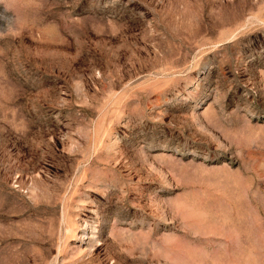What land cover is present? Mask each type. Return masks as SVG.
I'll list each match as a JSON object with an SVG mask.
<instances>
[{
	"label": "rangeland",
	"instance_id": "obj_1",
	"mask_svg": "<svg viewBox=\"0 0 264 264\" xmlns=\"http://www.w3.org/2000/svg\"><path fill=\"white\" fill-rule=\"evenodd\" d=\"M0 264H264V0H0Z\"/></svg>",
	"mask_w": 264,
	"mask_h": 264
}]
</instances>
